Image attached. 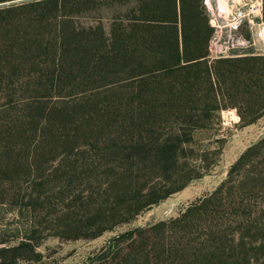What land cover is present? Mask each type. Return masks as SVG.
<instances>
[{
    "label": "trees",
    "instance_id": "obj_1",
    "mask_svg": "<svg viewBox=\"0 0 264 264\" xmlns=\"http://www.w3.org/2000/svg\"><path fill=\"white\" fill-rule=\"evenodd\" d=\"M202 3L0 0V205L48 204L61 227L51 236L93 240L208 172L187 169L184 148L222 109L239 111L240 128L263 117L264 61L209 60ZM34 220L17 249L33 251ZM167 225L187 239L182 256L264 264V137L152 230Z\"/></svg>",
    "mask_w": 264,
    "mask_h": 264
},
{
    "label": "rangeland",
    "instance_id": "obj_2",
    "mask_svg": "<svg viewBox=\"0 0 264 264\" xmlns=\"http://www.w3.org/2000/svg\"><path fill=\"white\" fill-rule=\"evenodd\" d=\"M130 7H112L107 17L118 13L127 14ZM263 14L264 0L261 19H264ZM78 19L84 21L88 18L81 15ZM216 59L209 58L211 61ZM218 117L220 122L212 126L213 130L195 133L193 142L184 148L185 156L189 157L185 160L189 164L187 169L198 171L199 167L208 164L209 171L134 220L96 239L65 241L51 236L61 231V227L50 214L48 204L34 212L30 207L19 212L10 204L0 205V264H192L193 261L204 264L205 261L193 257L188 248L183 250L182 256L180 251L187 239H183L181 232H170V225L161 231L152 228L177 218L190 204L214 191L226 179L230 167L249 147V136L245 137L239 127L241 119L237 109H222ZM31 216L35 218L33 251L25 247L17 249L23 234H26L25 227ZM131 233V237L126 236ZM199 235H195V238Z\"/></svg>",
    "mask_w": 264,
    "mask_h": 264
},
{
    "label": "built area",
    "instance_id": "obj_3",
    "mask_svg": "<svg viewBox=\"0 0 264 264\" xmlns=\"http://www.w3.org/2000/svg\"><path fill=\"white\" fill-rule=\"evenodd\" d=\"M237 0H203V7L208 15V22L212 28V36L208 43V57L209 58H229L235 57L233 51L235 49H245L247 47H255L256 42L235 37L232 34L233 30H236L244 19L254 16H260L262 0H255L254 5L250 7V14L245 15L243 8L236 13L235 21L232 24H228L227 19L230 17L224 14V8L235 6L238 7L241 4L236 2ZM251 15V16H250ZM233 18V17H232ZM234 19V18H233ZM264 29V27H263ZM222 30H226L224 35H220ZM262 42V49L264 50V33L259 38Z\"/></svg>",
    "mask_w": 264,
    "mask_h": 264
},
{
    "label": "crops",
    "instance_id": "obj_4",
    "mask_svg": "<svg viewBox=\"0 0 264 264\" xmlns=\"http://www.w3.org/2000/svg\"><path fill=\"white\" fill-rule=\"evenodd\" d=\"M236 2L240 3L241 5L238 7L230 6L224 8V14L230 17L229 19H227L228 24H232V22L236 20L235 19L236 13L239 12L241 8H243L244 13H247L245 15L250 14V7L254 5L255 0H237ZM207 19L209 20L208 15H207ZM263 27H264V19H261L258 16H254V18L249 17L247 19H244L240 24V26H238L236 30L232 31V34H234L235 37L238 36L242 39L256 42V48L247 47L245 49H235L233 51V55L235 56V58L259 56L262 57L264 61V50L262 49V42L259 39L260 36L264 33ZM225 32L226 30H222L220 35H224ZM241 129L243 130V135L245 137L247 135L249 136V141H250L249 146L256 143L259 139L264 137V114L263 117L260 120H258L257 123Z\"/></svg>",
    "mask_w": 264,
    "mask_h": 264
}]
</instances>
